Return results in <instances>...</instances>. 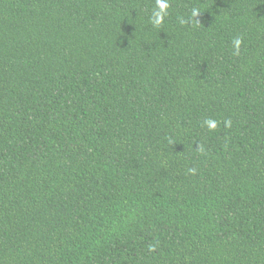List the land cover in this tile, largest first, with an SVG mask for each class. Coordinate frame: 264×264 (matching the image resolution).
I'll list each match as a JSON object with an SVG mask.
<instances>
[{"label": "trees", "instance_id": "obj_1", "mask_svg": "<svg viewBox=\"0 0 264 264\" xmlns=\"http://www.w3.org/2000/svg\"><path fill=\"white\" fill-rule=\"evenodd\" d=\"M164 2L0 0V264H264V0Z\"/></svg>", "mask_w": 264, "mask_h": 264}, {"label": "clouds", "instance_id": "obj_2", "mask_svg": "<svg viewBox=\"0 0 264 264\" xmlns=\"http://www.w3.org/2000/svg\"><path fill=\"white\" fill-rule=\"evenodd\" d=\"M157 4H158V10L154 12V14H153L154 19L152 22L155 25H160L163 21V16L166 15L165 9L167 8L168 5L164 2V0H157ZM198 15H199L198 11L194 9L192 12V16L197 17ZM182 23H183V21H182ZM241 43H242L241 38H237L234 41V46H235L237 54L239 52V48H240ZM204 123L210 129H214L217 126L216 121H214V120H206V121H204ZM225 124H226V126L229 125L230 121H226Z\"/></svg>", "mask_w": 264, "mask_h": 264}]
</instances>
